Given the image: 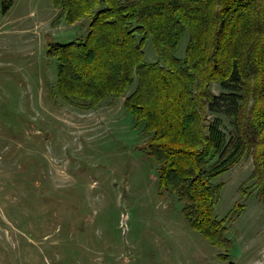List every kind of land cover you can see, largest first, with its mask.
Returning a JSON list of instances; mask_svg holds the SVG:
<instances>
[{
    "label": "rangeland",
    "instance_id": "1",
    "mask_svg": "<svg viewBox=\"0 0 264 264\" xmlns=\"http://www.w3.org/2000/svg\"><path fill=\"white\" fill-rule=\"evenodd\" d=\"M58 13L52 0H14L0 12V264H264L252 157L214 179L228 239L214 244L159 183L151 135L124 104L136 78L91 108L58 94L49 44L82 38L90 22ZM188 38L186 30L177 57ZM143 47L146 61L158 60L151 38ZM211 88L222 91L218 82Z\"/></svg>",
    "mask_w": 264,
    "mask_h": 264
},
{
    "label": "trees",
    "instance_id": "2",
    "mask_svg": "<svg viewBox=\"0 0 264 264\" xmlns=\"http://www.w3.org/2000/svg\"><path fill=\"white\" fill-rule=\"evenodd\" d=\"M13 2L0 0V12ZM52 2L69 23L90 18L82 38L49 44L58 60V94L91 108L123 95L136 78L124 104L151 135L146 148L159 164L160 185L184 201L192 227L228 244L225 220L215 212L222 184L214 179L251 156L264 200V0ZM147 38L157 61L145 60ZM220 114L232 123L229 133Z\"/></svg>",
    "mask_w": 264,
    "mask_h": 264
}]
</instances>
